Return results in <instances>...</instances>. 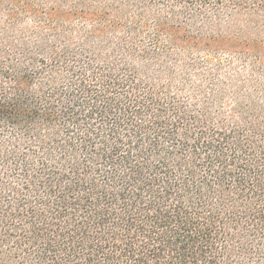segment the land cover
I'll list each match as a JSON object with an SVG mask.
<instances>
[{
  "label": "trees",
  "instance_id": "16d2710c",
  "mask_svg": "<svg viewBox=\"0 0 264 264\" xmlns=\"http://www.w3.org/2000/svg\"><path fill=\"white\" fill-rule=\"evenodd\" d=\"M0 264H264V0H0Z\"/></svg>",
  "mask_w": 264,
  "mask_h": 264
}]
</instances>
